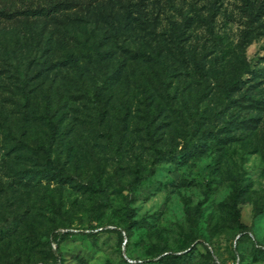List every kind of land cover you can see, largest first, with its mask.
<instances>
[{
  "label": "rangeland",
  "instance_id": "374dc122",
  "mask_svg": "<svg viewBox=\"0 0 264 264\" xmlns=\"http://www.w3.org/2000/svg\"><path fill=\"white\" fill-rule=\"evenodd\" d=\"M137 263L264 264V0H0V264Z\"/></svg>",
  "mask_w": 264,
  "mask_h": 264
},
{
  "label": "trees",
  "instance_id": "16d2710c",
  "mask_svg": "<svg viewBox=\"0 0 264 264\" xmlns=\"http://www.w3.org/2000/svg\"><path fill=\"white\" fill-rule=\"evenodd\" d=\"M160 154H161V152L158 151V152H157V157L154 159V161H153V163H152V170H151V173H152L153 169L156 167V165H157V163H158V158H159ZM48 168H49L50 171H52V172H54V173H61V174H62V173H65L63 169L54 166L52 163H49ZM140 181H141V178H137L136 182H137V183H140ZM240 227L243 228L244 226L241 224ZM55 233H56V236H55V237H56L57 240H58L59 238H62V237L65 235V232H61V231H55ZM58 245H59V242L57 243V246H58ZM57 252H59V247H57ZM176 257L179 258L180 255H177ZM137 264H138V263H137Z\"/></svg>",
  "mask_w": 264,
  "mask_h": 264
},
{
  "label": "built area",
  "instance_id": "2783aa9c",
  "mask_svg": "<svg viewBox=\"0 0 264 264\" xmlns=\"http://www.w3.org/2000/svg\"><path fill=\"white\" fill-rule=\"evenodd\" d=\"M130 261H131V262H134L135 260H131V259H130Z\"/></svg>",
  "mask_w": 264,
  "mask_h": 264
}]
</instances>
